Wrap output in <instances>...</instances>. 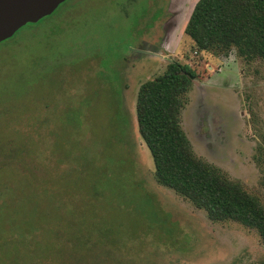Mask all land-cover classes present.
I'll list each match as a JSON object with an SVG mask.
<instances>
[{
    "label": "rangeland",
    "instance_id": "rangeland-1",
    "mask_svg": "<svg viewBox=\"0 0 264 264\" xmlns=\"http://www.w3.org/2000/svg\"><path fill=\"white\" fill-rule=\"evenodd\" d=\"M196 0H65L0 44V264H264L255 229L159 184L139 85L197 76L180 114L194 154L264 205V58L197 51Z\"/></svg>",
    "mask_w": 264,
    "mask_h": 264
},
{
    "label": "trees",
    "instance_id": "trees-1",
    "mask_svg": "<svg viewBox=\"0 0 264 264\" xmlns=\"http://www.w3.org/2000/svg\"><path fill=\"white\" fill-rule=\"evenodd\" d=\"M184 33L197 51L226 55L234 50L245 61L264 58V0H196ZM11 39L0 44L9 45ZM196 76L191 65L172 60L139 85L137 131L150 152L155 179L205 210L210 220L255 229L264 243V205L239 181L197 157L181 126V110Z\"/></svg>",
    "mask_w": 264,
    "mask_h": 264
},
{
    "label": "water",
    "instance_id": "water-1",
    "mask_svg": "<svg viewBox=\"0 0 264 264\" xmlns=\"http://www.w3.org/2000/svg\"><path fill=\"white\" fill-rule=\"evenodd\" d=\"M65 0H0V43L28 23L50 15Z\"/></svg>",
    "mask_w": 264,
    "mask_h": 264
}]
</instances>
